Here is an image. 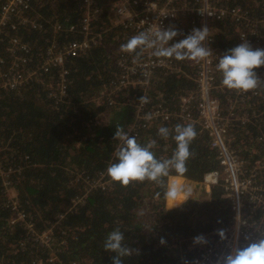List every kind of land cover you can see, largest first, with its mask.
I'll list each match as a JSON object with an SVG mask.
<instances>
[{
    "label": "trees",
    "instance_id": "16d2710c",
    "mask_svg": "<svg viewBox=\"0 0 264 264\" xmlns=\"http://www.w3.org/2000/svg\"><path fill=\"white\" fill-rule=\"evenodd\" d=\"M3 2L0 0V6ZM30 2L26 17L36 21L41 30L19 26L7 31L9 36L0 43V56L9 59L5 44L14 36L30 48L29 67L34 68L48 42L64 45L81 39L78 31L83 6L80 0ZM116 2L96 0L101 14L92 22L91 32L99 37L89 50L66 61L62 99L50 96L57 93L56 69L45 75L43 84H32L19 93L0 90L1 170L7 174L6 180L33 232H52L47 248L31 241V233L20 223L10 224L13 212L0 178V264H112L114 254L103 250V241L114 228L124 232L126 246L132 250L122 264H192L203 250L221 240L219 231L226 234L232 228L234 207L229 192L222 187L225 176L218 152L210 147L206 132L180 117L181 99L197 91L195 61L166 58L183 73L155 70L148 86L131 84L107 100L117 82L120 56L141 58V50L130 53L121 48L135 34L113 22L110 10ZM219 4L240 6L249 18L264 15V0H219ZM193 18L191 15L173 26L181 33L177 40L199 27ZM56 24L63 30L55 31ZM208 26L214 30L210 47L219 57L241 43L239 35L245 30L229 18L210 21ZM70 27L73 31L68 30ZM258 41L264 49V28L258 29ZM256 71L259 83L254 93L239 95L224 87L216 91L221 114L233 105L238 115L249 118L247 123H234L225 138L227 149L242 161L244 171L264 159V67ZM142 74L140 71L137 76L141 79ZM215 79L219 86L218 71ZM196 107L194 102L189 106L193 117ZM158 108L169 114L168 120L151 118ZM178 124H191L197 133L190 144L187 172L181 177L200 185L207 174L218 172V183L208 193L202 191L199 199H189L167 211L162 185L144 181L121 186L109 179L106 168L114 162L122 143L115 136L118 129L134 135L141 144L155 141L156 156L166 159L175 142L171 134L167 139L160 137L158 129L167 127L171 133ZM100 177L108 187L103 191L91 189L89 182ZM258 179L264 187V175L259 174ZM172 180L179 183V179ZM263 213L242 208L243 219L255 223V236L263 231ZM197 236L205 237L207 243L193 244Z\"/></svg>",
    "mask_w": 264,
    "mask_h": 264
},
{
    "label": "built area",
    "instance_id": "2783aa9c",
    "mask_svg": "<svg viewBox=\"0 0 264 264\" xmlns=\"http://www.w3.org/2000/svg\"><path fill=\"white\" fill-rule=\"evenodd\" d=\"M80 1L83 6V16L80 20V31H78L81 39L69 41L64 45H58L55 40L48 42L44 54L39 56L41 61L34 64V68L29 67L32 57L28 45L14 36L8 39L5 45L9 59L5 61L0 56V90L19 93L23 88L32 84H43L45 75L52 74L56 69L59 71L57 79L59 84L56 89L57 93L50 94V96H54L57 101L64 97L67 74L64 65L66 61L89 50L96 44V38L99 37L91 32V24L97 21L101 9L95 7L96 0ZM30 11V0H4L0 6V43L4 37L9 36L7 31L17 30L19 26L41 30V26L36 21L26 17ZM110 12L115 25L129 30L135 35L140 32H154L160 27L167 28L180 24L183 19L191 15L194 17L195 23L199 24L197 28H208V39L205 41V46L211 50L212 54L195 63L197 91L188 98L181 99L180 117L191 124L198 125L210 137V147L218 152L219 165L225 176L222 187L229 192L233 203L232 228L225 234L223 240L218 241L213 248L203 250L192 262V264H219L221 258L232 248L244 247L248 242L254 241L264 234V216L262 218L263 231L255 236L254 233L257 230L255 223L243 219L242 215L243 206L248 207L250 213L256 210L264 211V187L260 185L258 179L259 174L264 175V159L256 160L248 171H244L242 161L225 145L226 135L233 124L236 122L247 123L249 118L238 115L234 111L233 105L226 109L224 114H221L220 101L216 96V91L222 89L223 86L222 84L217 86L215 79L219 56L210 47V39L214 30L208 24L210 21H222L226 18L237 22L245 27V30L243 29L239 35L240 41H247L252 48L256 49L261 48L258 41V29L264 28V15L249 18L240 6H222L219 4V0H117ZM53 28L55 31L63 30L57 24ZM68 30L73 31V27ZM120 57L117 63L119 68L117 82L110 89L107 100H111L113 95L131 84L148 86L147 80L155 70L165 71L168 74L183 73L182 69L171 60L154 56L152 49H142L139 60L129 59L124 55ZM140 71L143 72L141 79L137 76ZM256 89L252 92L254 93ZM192 102L194 105L197 103L195 117L189 110ZM152 117L168 120L169 114L158 108L153 111ZM0 175L3 189L8 195L10 209L13 212L10 224L20 223L26 231L31 233L29 236L31 241L48 248L52 242V232L49 230L39 234L33 232L31 221L20 209L16 192L10 187L6 180L7 174L1 170V167ZM218 177V172H211L204 177L200 186L204 188V191L209 192L212 186L217 185ZM89 184L91 189L102 191L109 185L103 181V177L95 179Z\"/></svg>",
    "mask_w": 264,
    "mask_h": 264
},
{
    "label": "clouds",
    "instance_id": "9594fccd",
    "mask_svg": "<svg viewBox=\"0 0 264 264\" xmlns=\"http://www.w3.org/2000/svg\"><path fill=\"white\" fill-rule=\"evenodd\" d=\"M181 33L173 26L159 28L154 32H140L121 48L127 52L142 49H152L153 55L160 58H171L178 62L184 60L199 61L212 54L205 46L208 39V28H193L182 39L176 38ZM171 41H175L171 43ZM264 67V49L252 48L247 41L229 49L218 57L217 71L221 76V84L231 91L250 92L258 86L257 69ZM143 102L146 100L141 97ZM150 118V117H146ZM175 142L171 156L160 159L153 151L155 141L141 144L134 135L123 129H118L115 136L122 141L115 152V160L106 168V175L113 183L128 186L131 183L144 181L154 182L163 187L162 196L171 205L167 211L179 207L190 199V189L176 180L165 182L164 178L174 172L177 177L187 172V161L190 158V144L195 139L196 129L191 125H176L170 130L160 127L158 135L167 139L169 135ZM160 195V193H158ZM166 212V211H165ZM221 240L225 238L223 230L218 233ZM164 241L161 240V244ZM207 240L203 236L193 238V244L204 245ZM103 250L113 253L112 264H122L125 257L132 255V250L126 246L124 232L114 228L107 233L103 241ZM219 264H264V236L250 241L244 247H234L225 254Z\"/></svg>",
    "mask_w": 264,
    "mask_h": 264
},
{
    "label": "rangeland",
    "instance_id": "374dc122",
    "mask_svg": "<svg viewBox=\"0 0 264 264\" xmlns=\"http://www.w3.org/2000/svg\"><path fill=\"white\" fill-rule=\"evenodd\" d=\"M197 61H195L196 63ZM188 189H190L191 191V195H190V199H199L200 197V193L202 191H204V188H202L200 185H197V184H194L192 183L189 187H187ZM205 193H208L206 190H205Z\"/></svg>",
    "mask_w": 264,
    "mask_h": 264
},
{
    "label": "crops",
    "instance_id": "0c3cea01",
    "mask_svg": "<svg viewBox=\"0 0 264 264\" xmlns=\"http://www.w3.org/2000/svg\"><path fill=\"white\" fill-rule=\"evenodd\" d=\"M171 179H179V183L184 184L186 187H189L192 184L191 181L177 176H169L167 182H169ZM190 195H191V191H190ZM170 206L171 205L165 200V208L168 209Z\"/></svg>",
    "mask_w": 264,
    "mask_h": 264
},
{
    "label": "bare ground",
    "instance_id": "6f19581e",
    "mask_svg": "<svg viewBox=\"0 0 264 264\" xmlns=\"http://www.w3.org/2000/svg\"><path fill=\"white\" fill-rule=\"evenodd\" d=\"M0 178H1V175H0Z\"/></svg>",
    "mask_w": 264,
    "mask_h": 264
}]
</instances>
